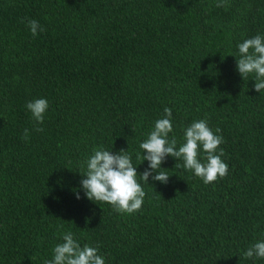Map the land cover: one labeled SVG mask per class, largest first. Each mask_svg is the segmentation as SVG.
Instances as JSON below:
<instances>
[{"label":"trees","instance_id":"1","mask_svg":"<svg viewBox=\"0 0 264 264\" xmlns=\"http://www.w3.org/2000/svg\"><path fill=\"white\" fill-rule=\"evenodd\" d=\"M218 2L0 0V264H44L66 231L105 264H264L243 255L264 240V92L237 69L238 44L264 36V0ZM165 107L177 148L193 121L221 129L228 175L205 185L168 156L166 184L137 176L140 211L89 200L93 149L126 150L142 174Z\"/></svg>","mask_w":264,"mask_h":264},{"label":"clouds","instance_id":"2","mask_svg":"<svg viewBox=\"0 0 264 264\" xmlns=\"http://www.w3.org/2000/svg\"><path fill=\"white\" fill-rule=\"evenodd\" d=\"M216 6L225 5L221 0ZM27 24L33 36L44 31L34 19L27 21ZM238 54L237 69L242 78L253 76L255 90L264 92V36L258 34L245 39L238 44ZM26 108L35 121V131H43L38 125L43 124L44 114L49 108L47 99L38 98L29 101ZM171 132H173L172 110L165 107L164 118L155 121L154 129L139 144L143 155L138 153L137 159L140 163L148 161V167L142 174H138L132 156L126 150L121 149L118 153H113L103 147L93 149L94 154L85 161L86 172H81L85 177L81 181V187L86 197L96 203H108L121 214H134L141 210L146 196L137 176L139 175L146 183L152 176L154 181L166 184L169 174L159 169L168 156L182 160L183 169L192 171L205 185L228 175V165L222 160L224 149L219 147L224 142L223 136L219 134L221 129L216 128L214 132L206 119L193 121L184 128V143L178 148L175 136L169 139ZM23 138L26 140L29 138L27 128L24 129ZM175 166L181 167V165ZM153 172L156 174L152 175ZM79 198L77 193V199ZM62 240L63 242L55 245L53 249V259L45 260L44 264H105V258L98 254V246L84 244L81 247L71 231L63 232ZM243 255L245 258L264 259V240L251 245Z\"/></svg>","mask_w":264,"mask_h":264}]
</instances>
